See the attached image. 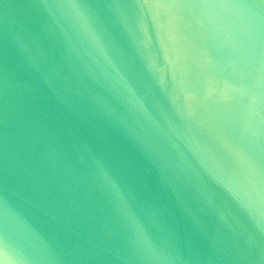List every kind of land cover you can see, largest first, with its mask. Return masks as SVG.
<instances>
[{"label":"water","instance_id":"1","mask_svg":"<svg viewBox=\"0 0 264 264\" xmlns=\"http://www.w3.org/2000/svg\"><path fill=\"white\" fill-rule=\"evenodd\" d=\"M0 237L264 264V0H0Z\"/></svg>","mask_w":264,"mask_h":264},{"label":"clouds","instance_id":"2","mask_svg":"<svg viewBox=\"0 0 264 264\" xmlns=\"http://www.w3.org/2000/svg\"><path fill=\"white\" fill-rule=\"evenodd\" d=\"M109 180L111 187L115 190L117 196L123 201V193L120 192L118 186L115 182L111 181L110 178L106 177ZM0 264H26L24 260L13 259L7 252V242L3 237H0Z\"/></svg>","mask_w":264,"mask_h":264}]
</instances>
